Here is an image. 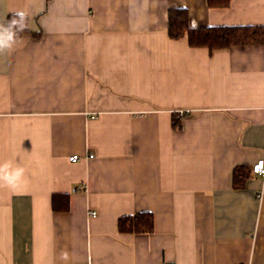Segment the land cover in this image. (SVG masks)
Instances as JSON below:
<instances>
[{
  "label": "crops",
  "instance_id": "crops-1",
  "mask_svg": "<svg viewBox=\"0 0 264 264\" xmlns=\"http://www.w3.org/2000/svg\"><path fill=\"white\" fill-rule=\"evenodd\" d=\"M172 9L264 27V0H0L31 29L0 55V161L26 176L0 186V264H264V43L192 48ZM144 212L152 233L119 231Z\"/></svg>",
  "mask_w": 264,
  "mask_h": 264
},
{
  "label": "trees",
  "instance_id": "trees-1",
  "mask_svg": "<svg viewBox=\"0 0 264 264\" xmlns=\"http://www.w3.org/2000/svg\"><path fill=\"white\" fill-rule=\"evenodd\" d=\"M208 6L213 9L228 8L232 0H207ZM13 15H9L10 20ZM30 23L27 19V27L19 35L30 34ZM169 37L178 40L188 38L192 48H208L210 51L229 49L237 46L260 45L264 43L263 26H232V27H206L191 28L189 14L186 9H172L168 19ZM174 128H181V121L174 119ZM251 176L248 167H237L233 174V187L244 188ZM70 209V201L67 196L59 195L53 199V210L57 212ZM118 228L121 233L150 234L154 231V216L151 213H138L119 219Z\"/></svg>",
  "mask_w": 264,
  "mask_h": 264
},
{
  "label": "clouds",
  "instance_id": "clouds-1",
  "mask_svg": "<svg viewBox=\"0 0 264 264\" xmlns=\"http://www.w3.org/2000/svg\"><path fill=\"white\" fill-rule=\"evenodd\" d=\"M28 14L16 11L10 20L0 22V55L11 52L21 42L19 36L27 27ZM26 183L25 168L15 160L0 161V186L15 190Z\"/></svg>",
  "mask_w": 264,
  "mask_h": 264
},
{
  "label": "built area",
  "instance_id": "built-area-1",
  "mask_svg": "<svg viewBox=\"0 0 264 264\" xmlns=\"http://www.w3.org/2000/svg\"><path fill=\"white\" fill-rule=\"evenodd\" d=\"M185 113L181 112L180 117H184ZM92 157V156H91ZM71 162L76 163L79 161V157L77 155L70 157L69 159ZM252 172L256 175H259L261 177H264V159L258 161L253 167ZM92 215H95V213H92Z\"/></svg>",
  "mask_w": 264,
  "mask_h": 264
}]
</instances>
